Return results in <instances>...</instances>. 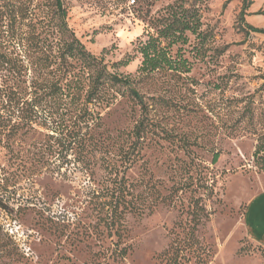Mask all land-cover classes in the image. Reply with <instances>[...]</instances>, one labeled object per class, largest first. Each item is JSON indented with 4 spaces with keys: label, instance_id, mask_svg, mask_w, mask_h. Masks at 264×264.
<instances>
[{
    "label": "rangeland",
    "instance_id": "obj_1",
    "mask_svg": "<svg viewBox=\"0 0 264 264\" xmlns=\"http://www.w3.org/2000/svg\"><path fill=\"white\" fill-rule=\"evenodd\" d=\"M192 1L61 0L63 18L57 0H0L11 48L47 35L56 56L71 30L144 103L106 80L0 129V264H264L244 223L264 192V33L247 25L264 29V0L196 1L202 33L172 52L190 72H138L148 30Z\"/></svg>",
    "mask_w": 264,
    "mask_h": 264
},
{
    "label": "trees",
    "instance_id": "obj_2",
    "mask_svg": "<svg viewBox=\"0 0 264 264\" xmlns=\"http://www.w3.org/2000/svg\"><path fill=\"white\" fill-rule=\"evenodd\" d=\"M196 1L198 0L188 4L185 2L171 4L161 24L155 26L153 31L148 30V39L141 41L138 48L142 56V62L138 68L140 75L167 71L182 76L190 72L188 61L180 54V48L176 55L172 52L174 46L188 43V32L197 37H200L202 33V22ZM251 3L252 0H249L246 6ZM57 5L60 8L63 7L61 0H57ZM64 16L66 11L63 9V18ZM247 25L252 30L264 33V29L255 28L248 23ZM69 31L70 36L65 41L64 53L55 56L52 52H48V50L51 51V46L47 35L29 38L21 34L20 41L26 42L23 43L24 53L22 54L9 46L4 38V31L0 30L1 130L12 123L20 122L19 118L32 122L39 116L36 110L38 106L46 105L42 103V99L49 96L57 97L64 90L74 97L79 96L81 90L87 87L85 101L86 104L90 103L104 90L106 80L128 86L132 94L144 105L132 78L109 72L103 61L88 51L73 31ZM77 62H80L79 72L75 69ZM125 64H128V61H125ZM29 71L31 75H28ZM68 75L70 78H67ZM27 95H31L29 102L25 99ZM38 97L39 99L36 100ZM25 105L28 106L26 109ZM77 109L82 112L87 107L82 105ZM217 157L216 154L214 161ZM254 157L256 164L264 171V140L257 145Z\"/></svg>",
    "mask_w": 264,
    "mask_h": 264
},
{
    "label": "crops",
    "instance_id": "obj_3",
    "mask_svg": "<svg viewBox=\"0 0 264 264\" xmlns=\"http://www.w3.org/2000/svg\"><path fill=\"white\" fill-rule=\"evenodd\" d=\"M245 226L255 240L264 239V192L253 195L247 202L244 214Z\"/></svg>",
    "mask_w": 264,
    "mask_h": 264
}]
</instances>
